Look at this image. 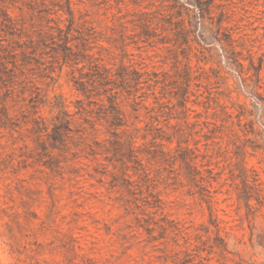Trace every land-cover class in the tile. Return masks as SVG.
Wrapping results in <instances>:
<instances>
[{
	"label": "rangeland",
	"instance_id": "1",
	"mask_svg": "<svg viewBox=\"0 0 264 264\" xmlns=\"http://www.w3.org/2000/svg\"><path fill=\"white\" fill-rule=\"evenodd\" d=\"M0 264H264V0H0Z\"/></svg>",
	"mask_w": 264,
	"mask_h": 264
},
{
	"label": "trees",
	"instance_id": "2",
	"mask_svg": "<svg viewBox=\"0 0 264 264\" xmlns=\"http://www.w3.org/2000/svg\"><path fill=\"white\" fill-rule=\"evenodd\" d=\"M237 115H239V114H237Z\"/></svg>",
	"mask_w": 264,
	"mask_h": 264
}]
</instances>
